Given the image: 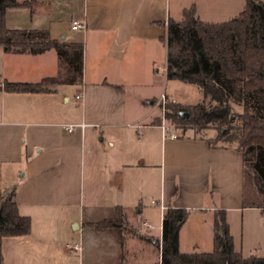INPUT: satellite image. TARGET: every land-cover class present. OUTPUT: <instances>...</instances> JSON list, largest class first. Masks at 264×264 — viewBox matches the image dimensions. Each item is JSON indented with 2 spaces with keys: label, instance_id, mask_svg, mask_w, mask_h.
I'll list each match as a JSON object with an SVG mask.
<instances>
[{
  "label": "crops",
  "instance_id": "crops-1",
  "mask_svg": "<svg viewBox=\"0 0 264 264\" xmlns=\"http://www.w3.org/2000/svg\"><path fill=\"white\" fill-rule=\"evenodd\" d=\"M31 1L8 8L7 27L45 29L56 40L82 43L83 80L41 92L0 90V197L16 188L20 213L32 219L29 234L3 239L0 264H162L169 206L190 210L180 229L181 252L214 249L219 210L226 211L237 250L233 215L241 213L243 226L263 216L261 208L243 206L242 152L213 146L212 136L178 130H170L178 138L165 136L157 109L164 91L148 88L164 51L165 86L172 81L169 20H182L192 5L202 18V9L193 0ZM235 1L239 13L246 0ZM74 21L85 27L73 29ZM62 72L55 49L32 54L0 45L1 81L36 83ZM70 124H76L72 132ZM154 188L155 206L135 204L139 193ZM118 207L124 208L125 231L90 225L116 219Z\"/></svg>",
  "mask_w": 264,
  "mask_h": 264
},
{
  "label": "trees",
  "instance_id": "trees-1",
  "mask_svg": "<svg viewBox=\"0 0 264 264\" xmlns=\"http://www.w3.org/2000/svg\"><path fill=\"white\" fill-rule=\"evenodd\" d=\"M31 2L0 0V45L7 52L32 54L55 49L64 71L36 83L0 80V90L41 92L60 84L81 83L82 43L56 40L45 29L7 27L8 8L30 6ZM166 43L167 77L196 85L204 94L201 102L190 105L189 113L178 103H169L166 119L174 124L182 120L218 129L220 133L210 139L211 144L223 140L243 155V206L258 207L264 212V0H246L238 14L216 22L200 18L195 5L185 8L182 20H169ZM15 195L16 188H12L3 191L0 197V256L5 237L27 235L32 229V219L20 213ZM118 212L116 219L90 225L98 230L120 227L125 231L124 208L118 207ZM189 216L187 208L166 209L162 264H264V257L245 256L235 249L225 210L216 212L212 251L181 252L180 229Z\"/></svg>",
  "mask_w": 264,
  "mask_h": 264
},
{
  "label": "rangeland",
  "instance_id": "rangeland-1",
  "mask_svg": "<svg viewBox=\"0 0 264 264\" xmlns=\"http://www.w3.org/2000/svg\"><path fill=\"white\" fill-rule=\"evenodd\" d=\"M172 3L175 0H171ZM189 1V0H183ZM196 2L197 6L202 9V13L200 15L206 21H224L232 18L237 13V4L235 0H193ZM200 9V11H201ZM166 64V52L159 54V58L157 60L156 67L159 69L157 80L153 83V85L148 86L150 92L153 94H160L162 91L173 92L176 96L174 97L181 108H185L186 113H189L190 105L201 102L204 98V94L202 90L196 85L188 84L180 80H172L168 82V85L165 86V76L163 75ZM64 71V69H63ZM51 87V85H47ZM167 90V91H166ZM167 93V94H168ZM71 94V95H70ZM70 96H74L73 90L69 93ZM161 95V94H160ZM159 114L162 116L161 107L157 106ZM241 111V109H240ZM167 125L170 130H178L181 134H190V135H206L212 136V139L218 137L220 131L212 126L201 127L194 126L190 123L179 121L175 124L167 120ZM177 127H176V126ZM193 128H191V127ZM169 137V136H168ZM220 145H229L228 142L218 141ZM98 146L100 149H107L106 141H98ZM157 190L149 189L144 190L139 193L138 198L135 199V204L141 208H150L151 206H155L153 201H156L158 198ZM260 220L256 221V223L249 225L246 224L243 226V219L241 213H235V217L233 215L234 228L236 231V248L245 256H249L251 254L257 255L259 257H264V212L262 214ZM202 218V217H201ZM204 216L202 221L204 220ZM262 220V221H261ZM204 222V221H203ZM188 243V242H187ZM184 242L183 248H188L189 245ZM211 250V249H205Z\"/></svg>",
  "mask_w": 264,
  "mask_h": 264
},
{
  "label": "built area",
  "instance_id": "built-area-1",
  "mask_svg": "<svg viewBox=\"0 0 264 264\" xmlns=\"http://www.w3.org/2000/svg\"><path fill=\"white\" fill-rule=\"evenodd\" d=\"M85 27V25L83 23H81L80 21H74L73 25H72V28L73 29H79V28H83ZM77 98L80 99L82 98V94H78L77 95ZM176 103L177 100L174 98V97H171L170 95H168L167 93L163 92L158 101H157V104L161 107V110H162V113H163V129H164V135L165 136H169L170 138H178V134L175 133V132H171L168 125L166 124L167 122V119H166V109H167V106L169 103ZM80 126L84 127L85 124H80ZM76 127V124H70V125H67V128L70 132H72L74 130V128ZM155 202V201H153ZM74 249L78 250V249H81L80 245L79 244H75L73 246Z\"/></svg>",
  "mask_w": 264,
  "mask_h": 264
}]
</instances>
